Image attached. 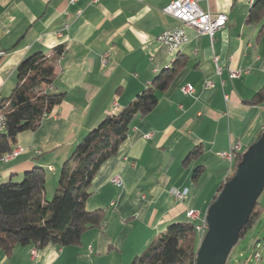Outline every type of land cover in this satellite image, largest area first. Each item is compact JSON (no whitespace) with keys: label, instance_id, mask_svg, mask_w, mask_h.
I'll list each match as a JSON object with an SVG mask.
<instances>
[{"label":"crops","instance_id":"0c3cea01","mask_svg":"<svg viewBox=\"0 0 264 264\" xmlns=\"http://www.w3.org/2000/svg\"><path fill=\"white\" fill-rule=\"evenodd\" d=\"M170 1L0 0V101L11 93L25 57L63 47L48 89L62 100L35 130L17 135L12 150L24 149L0 159V181L42 167L55 173L46 178L47 198L60 165L90 129L119 113L165 67L177 69L157 92L152 110L132 122L117 153L92 180L85 208L104 209L103 224L86 230L78 245H17L10 254L0 249V264L133 263L168 225L191 220L187 210L199 212L194 221L205 216L238 162L236 157L230 166L219 152L237 142L242 156L264 133V100L251 102L264 85V17L256 24L246 21L256 0H200L204 10L227 15L213 38L165 14ZM177 29L186 41L175 48L158 39ZM229 68L242 72L230 78ZM208 80L212 86L205 85ZM187 84L194 92L181 90ZM197 146L202 152L187 160ZM197 168L201 172L194 177ZM115 176L121 184L111 181ZM172 189L186 192L179 198ZM262 233L243 240L237 261L226 264H264Z\"/></svg>","mask_w":264,"mask_h":264},{"label":"trees","instance_id":"16d2710c","mask_svg":"<svg viewBox=\"0 0 264 264\" xmlns=\"http://www.w3.org/2000/svg\"><path fill=\"white\" fill-rule=\"evenodd\" d=\"M263 17L264 0H256L250 7L246 21L256 24ZM62 54L63 47L57 46L51 55L36 52L19 63L17 81L11 93L0 101V109L6 116L5 130L0 133V159L12 152L19 133L35 130L42 118L61 102L62 94L52 93L48 89L52 88L54 81L56 59ZM176 70L165 67L119 113L105 116L86 133L63 162L50 199L45 197L46 174L42 167L34 166L24 171L21 181H0V249L5 254H10L17 245H32L35 249H42L48 244L58 247L78 245L86 230L103 224L104 209L85 208L86 199L91 194L92 180L102 164L117 153L132 122L152 110L158 100L157 92L166 88ZM263 100L264 85L251 102L260 103ZM263 136L264 133H261L256 141ZM201 152L200 146L195 147L187 160ZM237 158L239 162L241 156ZM200 172L201 168H197L194 177ZM263 207L257 200L240 231L239 240L256 223ZM198 245L194 223L174 222L132 264H195ZM229 258L230 253L227 261Z\"/></svg>","mask_w":264,"mask_h":264},{"label":"water","instance_id":"95a60500","mask_svg":"<svg viewBox=\"0 0 264 264\" xmlns=\"http://www.w3.org/2000/svg\"><path fill=\"white\" fill-rule=\"evenodd\" d=\"M264 190V136L242 154L236 170L207 207V230L195 264H226L260 194Z\"/></svg>","mask_w":264,"mask_h":264},{"label":"built area","instance_id":"2783aa9c","mask_svg":"<svg viewBox=\"0 0 264 264\" xmlns=\"http://www.w3.org/2000/svg\"><path fill=\"white\" fill-rule=\"evenodd\" d=\"M93 1H97V0H93ZM199 1L200 0H171L168 4H166L162 8V11L165 14L179 20L183 24L195 28L198 32L202 34H206L210 38H213L214 34L218 30L226 26L227 15L225 13L212 14L210 11L204 10L199 5ZM158 39L163 43H165L166 45H168L170 48H175L177 45L186 41V37L182 29L166 30L162 34H160ZM3 54L4 51H0V55ZM216 72L218 74L221 72L219 66L216 68ZM241 72L242 70L240 69L229 68V77L230 78L237 77ZM205 85L212 86L213 83L208 80L206 81ZM181 90L185 94H190L194 92V87L191 84H187L183 86ZM5 127H6L5 112L2 109H0V128H5ZM23 149L24 148L22 146H18L17 148H15L16 155L21 153ZM240 149H241L240 144L236 142L232 145L230 150L219 152L218 154L221 157L227 159L229 161L230 166H232L233 161L239 155ZM50 168H52L53 170V167L50 166ZM111 181L116 184H121V180L117 176L113 177ZM171 191L176 197L179 198L183 197V194L186 192V190H184L183 192H179L176 189H172ZM198 215L199 212L195 209H189L186 211V218L195 219L196 217H198ZM197 224L201 227V240H202L208 227L205 216L202 217ZM35 253L36 250L32 249V254ZM253 256L255 258H259L260 253L255 252Z\"/></svg>","mask_w":264,"mask_h":264},{"label":"rangeland","instance_id":"374dc122","mask_svg":"<svg viewBox=\"0 0 264 264\" xmlns=\"http://www.w3.org/2000/svg\"><path fill=\"white\" fill-rule=\"evenodd\" d=\"M14 150V149H13ZM12 150V151H13ZM62 165V164H61ZM61 165H60V168H61ZM52 167V166H51ZM31 169V168H30ZM29 170V169H28ZM46 170V172H45V174H46V178H48V179H50V177L53 175V174H55V173H53V172H49L47 169H45ZM58 170H59V167H58ZM58 170H56V171H58ZM235 170H236V167H235ZM235 170L233 171V173L235 172ZM24 173V172H23ZM230 177V176H229ZM23 178V174L21 175V176H18V175H13L12 176V181H15V182H17V181H21V179ZM9 180V179H8ZM56 181H58L57 179H56ZM55 188H56V186H55ZM52 195H53V192H50L49 191V194H48V197H47V199H50L51 197H52ZM258 201H264V191H262V193L260 194V196H259V198H258ZM188 222H190V223H194V224H196V223H198V221H194V220H188ZM263 228H264V213H262L261 215H260V217L257 219V221H256V223L253 225V227L250 229V230H248V232H247V236L246 237H242L240 240H239V242L232 248V250H231V252H230V260H231V258H233V260H235V261H237L235 258L238 256V253L239 252H242V251H240V250H242V247H245L243 244V240H245L246 238H248L247 239V241H249L251 238H252V235L253 234H256V233H262V230H263ZM264 234V232L262 233V235ZM198 241H199V243H200V240L198 239ZM148 247V246H147ZM147 247H145V249L147 248ZM144 249V250H145ZM143 250V251H144ZM142 251V252H143ZM141 252V253H142ZM246 252V257L247 258H249V259H252V254L250 253H247V252H249V251H245ZM140 253V254H141ZM139 254V255H140ZM138 255V256H139ZM242 259V258H241ZM229 260V261H230ZM133 261V260H132ZM229 261H228V263H229ZM253 262V261H252ZM237 263V262H236ZM130 264H132V262H130Z\"/></svg>","mask_w":264,"mask_h":264},{"label":"bare ground","instance_id":"6f19581e","mask_svg":"<svg viewBox=\"0 0 264 264\" xmlns=\"http://www.w3.org/2000/svg\"><path fill=\"white\" fill-rule=\"evenodd\" d=\"M5 130V128H0V133H2L3 131ZM16 154V151L15 149L10 153V154H7L5 155L2 160L6 161L8 160L10 157L14 156ZM191 220H194L193 218H190ZM194 228H195V231L198 235V239L200 240L201 242V227L196 223L194 224Z\"/></svg>","mask_w":264,"mask_h":264}]
</instances>
